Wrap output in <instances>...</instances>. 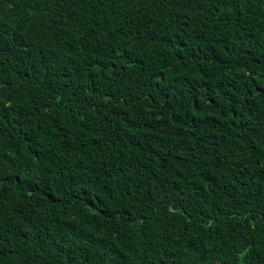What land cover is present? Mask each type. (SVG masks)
I'll return each mask as SVG.
<instances>
[{"label":"trees","instance_id":"1","mask_svg":"<svg viewBox=\"0 0 264 264\" xmlns=\"http://www.w3.org/2000/svg\"><path fill=\"white\" fill-rule=\"evenodd\" d=\"M0 264H264V0H0Z\"/></svg>","mask_w":264,"mask_h":264}]
</instances>
